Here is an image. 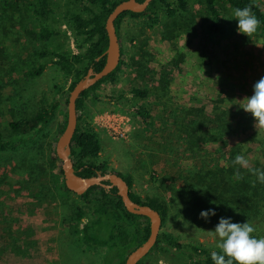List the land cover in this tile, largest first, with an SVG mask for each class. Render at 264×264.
Masks as SVG:
<instances>
[{
	"label": "rangeland",
	"instance_id": "obj_1",
	"mask_svg": "<svg viewBox=\"0 0 264 264\" xmlns=\"http://www.w3.org/2000/svg\"><path fill=\"white\" fill-rule=\"evenodd\" d=\"M168 1L173 3V0ZM189 1L194 8L193 13L179 14L175 19L166 17L162 7L157 6L161 23L146 32L142 30L146 18L135 20L126 16L122 20L119 36L126 64L118 73L117 83L102 85L97 94L103 99L127 97L118 103L115 111L110 106H104L106 109L95 113L97 108L93 105L90 108L93 113L91 123L102 142L99 160L106 162L111 171L131 177L132 191L143 200L159 197L169 203L171 214L162 225V232L194 238L204 246L216 249V240L205 232L214 230L215 225L208 219L200 218V212L204 210L202 206L196 203L191 209L185 206L180 192L196 165L198 168L195 170L198 171L195 174L215 172L212 167L219 157L217 151L221 143H206L196 160L189 158L178 142V120L189 109H203L207 117L213 116L218 107L223 111L250 114L240 108L237 101L250 97L254 84L264 77V36L253 33L248 37L238 33V21L231 13L225 17L229 28L227 36L224 39L212 36L205 26L207 21H216V16L209 14L205 20L196 21L193 15H197L195 10L200 9L198 0ZM51 3L53 14L46 19V23L59 35L45 46L49 52L66 50L69 46L76 51L65 17L68 12H79V7L71 0H51ZM23 8L21 4V10ZM3 11H0V131L7 133L11 122L32 114L44 95L52 100L57 86L68 90L73 79L65 77L47 59V69L41 77L26 78L25 72L30 67L46 61L39 60L36 55L42 45L26 35L28 29L37 25V19L28 12L10 18ZM194 22L195 29L187 30L189 23ZM180 25L184 28L178 34L174 28ZM165 33L174 34L177 48L164 37ZM143 43H146V52L151 56L148 63L151 73L145 82L138 78L130 60L137 55V47ZM165 67L171 79L169 88L158 83ZM134 88H149V98L145 101L134 99L131 95ZM142 104L151 109L155 118L150 129H145L128 113L129 109ZM103 114H117L126 119L129 129L126 140H115L107 130L97 126L96 119ZM64 121L65 115L59 111L48 128L56 139L55 145ZM242 143V154L249 160L250 167L264 170V157L258 144ZM221 165L225 162L222 161ZM15 166L17 162L13 164ZM23 168L18 156V170L12 172L8 167L0 173V176L6 174L5 178L0 177V231L4 222H17L13 230L18 232L15 234L18 250L13 251L10 246L2 248L0 264H100L99 254L85 253L75 245L69 223L63 219L64 201L58 200L57 205L47 198L41 203L30 196L26 186L30 179L22 174ZM244 170L247 175L250 173L248 169ZM57 179L61 183L62 177L58 175ZM196 180L199 181L198 176ZM37 186L40 185L34 184L36 189ZM70 198L67 203L81 204L80 198ZM6 217L9 221L4 220ZM221 217L226 219L227 215L215 218L219 220ZM160 259L157 264H168L166 259ZM146 264L156 263L148 261Z\"/></svg>",
	"mask_w": 264,
	"mask_h": 264
},
{
	"label": "trees",
	"instance_id": "obj_2",
	"mask_svg": "<svg viewBox=\"0 0 264 264\" xmlns=\"http://www.w3.org/2000/svg\"><path fill=\"white\" fill-rule=\"evenodd\" d=\"M79 7V12H68L65 20L73 34L76 51L70 46L66 50L49 52L45 46L58 36L55 28L46 23V19L53 14L51 0H0V11L4 9L10 18L18 17L28 12L37 19V25L26 31L28 38L39 42L42 48L36 53L39 60H48L56 66L65 77H72L73 81L69 89L65 91L62 86L56 87V95L51 100L45 95L40 99L36 110L28 116L11 122L7 133L0 131V173L10 167L12 172L18 170V156L20 164L26 168L21 169L30 179L27 189L30 196L43 203L49 198L54 204L65 202L63 219L69 223L71 237L75 238V245L85 253H97L100 255V264H125L128 255L137 247L144 244L150 236V222L148 218L129 213L117 195V189L106 190L94 187L84 195L78 196L69 191L64 182V174L61 169V161L56 154L55 138L48 131L49 126L56 118L59 111L65 115L64 124L61 125L59 134L66 128L67 105L69 95L75 85L83 79L89 69L96 72L103 69L105 65L104 53L108 49V36L106 33V21L111 12L123 1L127 0H71ZM145 0H139L144 2ZM24 8L21 10V4ZM200 9L195 10L197 15L193 19L205 20L211 14L216 16V21H207L206 30L212 36L225 38L229 31L225 23L227 13L233 14L235 8L251 6L253 13L260 20V27L255 33L264 36V0H198ZM162 7L166 17L175 19L179 14L187 15L193 13V6L189 0H154L145 13L127 12L119 17L116 22L117 32L121 28V22L126 16L143 19L142 27L152 30L161 23L159 10ZM196 23H189L187 30H194ZM184 27L174 28L180 34ZM164 37L172 42L174 48L178 47L177 39L172 33H165ZM120 39V36H119ZM140 43V42H139ZM146 43L137 47V55L131 57V66L142 81L147 80L151 71L148 69L150 54L146 52ZM121 63L117 70L102 80L93 88L89 89L77 102L79 113L78 127L71 145V158L75 170L82 177H94L99 173H115L123 177L129 187L132 200L140 205H147L158 211L163 219V224L169 218V203L159 197H148L143 200L132 191L133 180L122 174L111 171L106 162L99 160L102 153V142L100 135L92 126L93 113L90 108H97L94 112H100L109 107L116 110L118 103L123 102L127 96L119 98L109 97L103 99L97 94L99 88L104 84H116L118 73L126 64L125 52L121 48ZM47 60L32 66L25 72L26 78L41 77L47 69ZM166 70V71H165ZM165 67L158 83L165 88L171 85ZM149 88H134L131 91L134 99L145 101L150 96ZM145 129H150L155 122L151 109L142 104L129 109ZM191 118L190 120H188ZM180 123L179 143L183 152L188 157L196 160L197 155L203 151V145L210 142H220L218 159L214 160L213 170L201 175L195 174L185 179L184 191L180 192L181 199L189 209L195 203L204 208L214 209L215 216H209L212 225H217L219 220L215 217L227 215L233 223L250 222L256 231L252 234L256 238L264 237V184L260 183L251 173L246 174L244 168L233 164L234 157L242 154L243 141L255 142L260 147L264 157V130L256 129L255 120L251 114L244 115L237 112L223 111L219 107L214 110L213 116L207 117L203 109H189L185 111ZM225 165H221V162ZM17 162V166L13 164ZM239 169L243 179H235L234 173ZM58 175L62 177L61 183ZM198 176L199 181L196 180ZM5 178L6 174L2 176ZM255 186H252L253 182ZM187 182V183H186ZM34 184H39L37 189ZM39 188V189H38ZM35 189L37 191H35ZM71 196L81 199V204L75 202L67 203ZM58 205V204H57ZM188 210V209H187ZM191 215V213H190ZM188 218V217H186ZM193 219V215H191ZM7 220V217L4 219ZM17 223V222H16ZM4 222L0 231V250L7 246L13 251L18 250V238L15 234L14 224ZM216 250L206 247L194 238H183L169 232H161L157 244L147 258L139 264L158 263L164 258L168 264H213L211 252Z\"/></svg>",
	"mask_w": 264,
	"mask_h": 264
},
{
	"label": "water",
	"instance_id": "obj_3",
	"mask_svg": "<svg viewBox=\"0 0 264 264\" xmlns=\"http://www.w3.org/2000/svg\"><path fill=\"white\" fill-rule=\"evenodd\" d=\"M153 1L154 0H145L144 2H139V0L123 1L117 5L108 16L105 26L108 36V49L103 55L105 65L99 72H96L93 68L89 69L87 75L81 79L71 91L67 105L66 128L56 143V154L61 161L65 185L69 191L78 196H82L94 187H101L106 190L115 188L117 189V195L122 199L124 207L129 213L148 218L150 222V236L144 244L134 249L128 255L125 264H139L149 256L162 232V216L152 207L134 202L130 196V187L127 181L115 173H99L94 177H82L78 175L71 158V145L78 127V100L83 93L115 72L121 63L122 53L116 27L117 20L121 15L127 12L137 14L147 12Z\"/></svg>",
	"mask_w": 264,
	"mask_h": 264
},
{
	"label": "clouds",
	"instance_id": "obj_4",
	"mask_svg": "<svg viewBox=\"0 0 264 264\" xmlns=\"http://www.w3.org/2000/svg\"><path fill=\"white\" fill-rule=\"evenodd\" d=\"M233 15L238 21L237 31L240 34L249 37L260 27V20L253 13L251 6L235 8ZM237 102L240 108L252 115L256 129L264 130V77L254 84L250 97ZM233 164L248 169L264 184V170L250 167L245 155L237 154ZM234 178L243 179L239 169L234 173ZM255 183H252L253 187ZM215 215V210L211 208L200 212V218L205 220ZM255 231L256 228L250 222L233 223L230 218L221 217L214 230L205 231L216 240V250L211 252L213 264H264V237L256 238L252 235Z\"/></svg>",
	"mask_w": 264,
	"mask_h": 264
},
{
	"label": "built area",
	"instance_id": "obj_5",
	"mask_svg": "<svg viewBox=\"0 0 264 264\" xmlns=\"http://www.w3.org/2000/svg\"><path fill=\"white\" fill-rule=\"evenodd\" d=\"M125 118L120 115L103 114L97 117L98 127L107 130L115 140H126L129 129L126 127Z\"/></svg>",
	"mask_w": 264,
	"mask_h": 264
}]
</instances>
